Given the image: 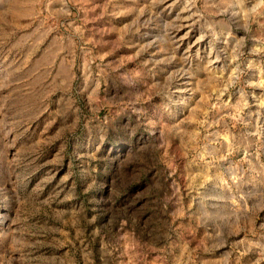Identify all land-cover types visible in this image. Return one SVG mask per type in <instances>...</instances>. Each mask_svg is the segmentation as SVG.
Segmentation results:
<instances>
[{"label":"rangeland","instance_id":"rangeland-1","mask_svg":"<svg viewBox=\"0 0 264 264\" xmlns=\"http://www.w3.org/2000/svg\"><path fill=\"white\" fill-rule=\"evenodd\" d=\"M0 264H264V0H0Z\"/></svg>","mask_w":264,"mask_h":264}]
</instances>
